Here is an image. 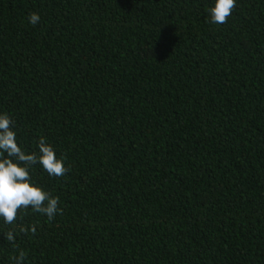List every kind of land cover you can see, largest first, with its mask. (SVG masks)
Segmentation results:
<instances>
[{"label":"trees","instance_id":"trees-1","mask_svg":"<svg viewBox=\"0 0 264 264\" xmlns=\"http://www.w3.org/2000/svg\"><path fill=\"white\" fill-rule=\"evenodd\" d=\"M213 2L0 0V111L69 169L0 264H264V0Z\"/></svg>","mask_w":264,"mask_h":264},{"label":"clouds","instance_id":"clouds-1","mask_svg":"<svg viewBox=\"0 0 264 264\" xmlns=\"http://www.w3.org/2000/svg\"><path fill=\"white\" fill-rule=\"evenodd\" d=\"M238 0H214L208 9L209 22L223 25L237 7ZM38 12L28 16V22L36 26L40 22ZM66 158L58 157L56 149L40 137L37 149L29 152L18 140L16 122L4 111H0V221L14 225L6 233V239L14 242L17 228L20 232L34 231L32 226L18 225V212L28 210L47 217L49 221L62 212L59 197L52 195L43 186L32 180L31 170L36 164L49 175L63 177L69 171ZM25 252L13 257V264H24Z\"/></svg>","mask_w":264,"mask_h":264}]
</instances>
